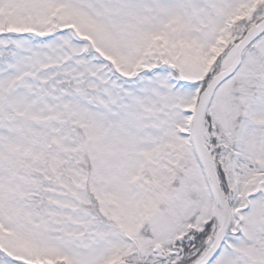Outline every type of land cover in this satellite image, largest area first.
Returning <instances> with one entry per match:
<instances>
[{
    "label": "snow or ice",
    "instance_id": "1",
    "mask_svg": "<svg viewBox=\"0 0 264 264\" xmlns=\"http://www.w3.org/2000/svg\"><path fill=\"white\" fill-rule=\"evenodd\" d=\"M0 264H264V0H0Z\"/></svg>",
    "mask_w": 264,
    "mask_h": 264
}]
</instances>
